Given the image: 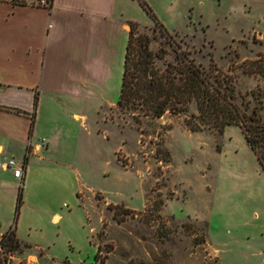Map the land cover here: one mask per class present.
I'll return each mask as SVG.
<instances>
[{
    "label": "rangeland",
    "instance_id": "1",
    "mask_svg": "<svg viewBox=\"0 0 264 264\" xmlns=\"http://www.w3.org/2000/svg\"><path fill=\"white\" fill-rule=\"evenodd\" d=\"M143 1L126 3V28L148 34L156 65L174 46L230 75L240 112L264 122V0ZM95 108L90 131L73 120L14 180L3 213L23 244L8 264H264V167L239 124L192 129L194 101L139 120Z\"/></svg>",
    "mask_w": 264,
    "mask_h": 264
},
{
    "label": "crops",
    "instance_id": "2",
    "mask_svg": "<svg viewBox=\"0 0 264 264\" xmlns=\"http://www.w3.org/2000/svg\"><path fill=\"white\" fill-rule=\"evenodd\" d=\"M129 2L0 0V161L21 155L22 184L32 154L51 160L43 151L71 136L73 120L90 131L95 107L117 104ZM14 180V167L0 164V241L15 226L3 213L15 203Z\"/></svg>",
    "mask_w": 264,
    "mask_h": 264
},
{
    "label": "trees",
    "instance_id": "3",
    "mask_svg": "<svg viewBox=\"0 0 264 264\" xmlns=\"http://www.w3.org/2000/svg\"><path fill=\"white\" fill-rule=\"evenodd\" d=\"M140 2L145 6L143 0ZM149 43L148 34L136 32L133 27L128 31L117 105L132 110L134 119L139 120L145 116H161L166 110H187L194 101L198 109L194 115L196 120L187 119L192 129L207 125L222 131L227 124H239L264 167V122L255 110L250 114L240 112L232 100L231 76H220L217 71L213 72L217 70L215 68L205 71L187 53L178 51L174 46L175 61H168L164 67L158 66L156 59L161 56L158 50L150 48ZM22 200L20 187L17 209ZM22 244L15 226L9 228L0 241V246L6 252L20 249ZM7 257V254L0 256V264H5Z\"/></svg>",
    "mask_w": 264,
    "mask_h": 264
},
{
    "label": "built area",
    "instance_id": "4",
    "mask_svg": "<svg viewBox=\"0 0 264 264\" xmlns=\"http://www.w3.org/2000/svg\"><path fill=\"white\" fill-rule=\"evenodd\" d=\"M46 140L44 137L41 138V141ZM1 165H6V166H12L14 167V172L16 176H19L21 180L24 179L25 177V172H26V165L24 161H19L15 157H10L4 161H0ZM5 254L8 255L7 260H5V264H8L12 257H14V251H4V249L0 246V256L4 257Z\"/></svg>",
    "mask_w": 264,
    "mask_h": 264
},
{
    "label": "bare ground",
    "instance_id": "5",
    "mask_svg": "<svg viewBox=\"0 0 264 264\" xmlns=\"http://www.w3.org/2000/svg\"><path fill=\"white\" fill-rule=\"evenodd\" d=\"M57 218L59 219V216H58ZM57 218H56V219H57Z\"/></svg>",
    "mask_w": 264,
    "mask_h": 264
}]
</instances>
